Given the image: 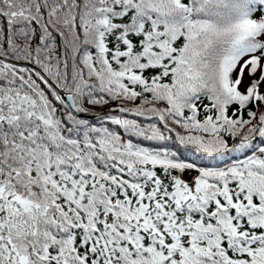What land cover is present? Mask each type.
Returning <instances> with one entry per match:
<instances>
[{
	"label": "snow or ice",
	"instance_id": "1",
	"mask_svg": "<svg viewBox=\"0 0 264 264\" xmlns=\"http://www.w3.org/2000/svg\"><path fill=\"white\" fill-rule=\"evenodd\" d=\"M0 264H264V0H0Z\"/></svg>",
	"mask_w": 264,
	"mask_h": 264
}]
</instances>
